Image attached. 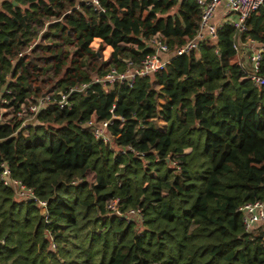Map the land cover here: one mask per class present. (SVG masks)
Segmentation results:
<instances>
[{"label": "trees", "instance_id": "1", "mask_svg": "<svg viewBox=\"0 0 264 264\" xmlns=\"http://www.w3.org/2000/svg\"><path fill=\"white\" fill-rule=\"evenodd\" d=\"M110 2L0 7V167L46 201L42 211L0 180V264H264L263 232L239 211L264 203V87L229 59L252 39L264 76V3L240 35L217 23L195 56L174 53L196 37L194 0H131L117 18ZM155 34L170 51L163 68L132 84L94 81L138 67ZM43 95L51 101L22 126V104ZM91 119L110 120V142Z\"/></svg>", "mask_w": 264, "mask_h": 264}, {"label": "built area", "instance_id": "2", "mask_svg": "<svg viewBox=\"0 0 264 264\" xmlns=\"http://www.w3.org/2000/svg\"><path fill=\"white\" fill-rule=\"evenodd\" d=\"M200 9L199 26L194 39H190L184 45L175 50L176 55L185 53H191L195 56L198 54V42L207 39L208 37H215L218 24L216 22V12L220 6L225 9V15L229 13L234 16L233 19H226L223 23L229 24L233 27L237 35H240L246 31V21L251 14L255 13L259 7L264 3V0H194ZM87 4L94 7L100 6L99 0H86ZM102 10V9H101ZM150 45L154 47V53L147 55L138 67L129 68L124 72H116L111 70L107 74L101 77H96L95 82L101 83L103 86H109L114 82L127 81L132 84L137 77H144L153 74L160 70L169 61L170 51L164 38L159 34H155L149 41ZM234 51L240 56V62L243 63L245 58L249 59L250 72L247 75L255 85L264 87V76L258 73L260 52L262 47L257 45L254 40L248 39L245 42L237 40L232 45ZM87 84L82 83L75 89H83ZM72 91L74 89H71ZM60 95L57 104L60 108L70 109L72 102L68 98L67 93L59 92ZM51 101V96L43 95L37 100L27 98L25 104H22V109L18 111L17 115L23 117L22 126L26 125L32 115L36 114L42 106ZM5 103V100L1 101ZM117 118V116L112 115ZM110 124V120L95 124L94 120L87 121V126L93 127V135L96 138L102 139L104 142H110V136L107 133V126ZM0 172L1 182L9 187H12L15 196L18 200H30L34 201L36 205L40 207L42 211L46 208V201L40 200L36 197L34 190L20 180H17L11 176L10 169L2 164ZM111 211L119 213L117 210V200H114L108 205ZM239 211L242 213L243 221L247 230H253V225L257 224L260 227L264 236V203L261 201H255L245 203L240 206ZM138 214V213H137ZM139 215V214H138Z\"/></svg>", "mask_w": 264, "mask_h": 264}, {"label": "crops", "instance_id": "3", "mask_svg": "<svg viewBox=\"0 0 264 264\" xmlns=\"http://www.w3.org/2000/svg\"><path fill=\"white\" fill-rule=\"evenodd\" d=\"M4 1H7V0H0V7L2 6V4H3ZM131 4H132V2H131V0H130L129 5H128L126 8L121 9V10H126V11H127L128 9H130V5H131ZM110 5L113 6V2H112V0H111V2H110ZM117 11H118V16H119V11H120V9H118ZM215 16H216L215 18H216V22H217V23H220V22L223 23V21L226 20V19L228 20V19H233V18H234V16H233L232 14H230V13H229L228 15H225V9L223 8V6H220V7L218 8V10H217ZM97 43H99V45H101L102 40L99 39V38H94V39L91 41V43H90V47L93 48V49H95V48H94V45L97 44ZM99 47H100V46H99ZM103 48H104V49H103ZM102 49H103V51H107V53H105V55H104V58H105V59L109 58V56L111 55V52H112V48H111L110 46H108V45H103ZM96 50H97V49H96ZM229 59H230V62H231V63L238 64V62H240V56L238 55V53H237L236 51H234V49H230V51H229ZM248 60H249V59L245 58V60H244V64L248 65L249 68H250V63H249ZM257 226H258L257 224L253 225V231H254V229H255Z\"/></svg>", "mask_w": 264, "mask_h": 264}, {"label": "rangeland", "instance_id": "4", "mask_svg": "<svg viewBox=\"0 0 264 264\" xmlns=\"http://www.w3.org/2000/svg\"><path fill=\"white\" fill-rule=\"evenodd\" d=\"M112 2H113V6H112V8L114 9V10H118V9H124V8H126L128 5H129V3H130V0H112ZM115 16L117 15V13H118V11H114V12H112ZM114 16V17H115ZM115 18H117V16L115 17ZM99 43H97V44H95L94 45V48L95 49H100V51H101V54H102V58L103 59H105L104 58V55H105V53H107V51H103V49L101 48V46H100V48H99ZM2 110H0V112H1ZM88 176H89V178L90 177H93V174L92 173H90V174H88Z\"/></svg>", "mask_w": 264, "mask_h": 264}]
</instances>
